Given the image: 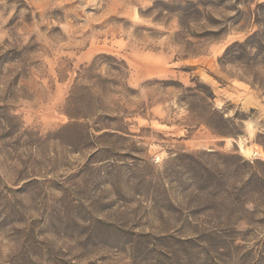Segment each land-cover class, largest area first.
<instances>
[{
	"label": "rangeland",
	"instance_id": "rangeland-1",
	"mask_svg": "<svg viewBox=\"0 0 264 264\" xmlns=\"http://www.w3.org/2000/svg\"><path fill=\"white\" fill-rule=\"evenodd\" d=\"M0 264H264V0H0Z\"/></svg>",
	"mask_w": 264,
	"mask_h": 264
},
{
	"label": "trees",
	"instance_id": "trees-1",
	"mask_svg": "<svg viewBox=\"0 0 264 264\" xmlns=\"http://www.w3.org/2000/svg\"><path fill=\"white\" fill-rule=\"evenodd\" d=\"M210 109H211L210 110L211 118H214L217 121H220V123H218V124H221V123H224V122L227 121V120H225L223 118L224 115L222 113L215 111L213 108H210ZM207 122L208 121H205V125L210 129V131L213 134H215L217 136H228V135H230V133H228L226 131H221L220 129H218V128H220V127H218V125H215V126L214 125H210V123H207Z\"/></svg>",
	"mask_w": 264,
	"mask_h": 264
}]
</instances>
